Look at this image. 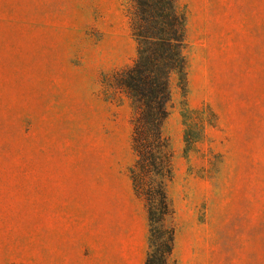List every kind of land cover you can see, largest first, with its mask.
Masks as SVG:
<instances>
[{"label":"rangeland","instance_id":"obj_1","mask_svg":"<svg viewBox=\"0 0 264 264\" xmlns=\"http://www.w3.org/2000/svg\"><path fill=\"white\" fill-rule=\"evenodd\" d=\"M180 3L171 261L264 264V0ZM135 57L119 0H0V264H144L133 110L101 94Z\"/></svg>","mask_w":264,"mask_h":264},{"label":"trees","instance_id":"obj_2","mask_svg":"<svg viewBox=\"0 0 264 264\" xmlns=\"http://www.w3.org/2000/svg\"><path fill=\"white\" fill-rule=\"evenodd\" d=\"M136 42L133 63L101 81L107 100L125 97L131 104V146L136 160L129 169L133 192L144 201L149 220V248L144 264H173L174 213L167 192L173 176V152L164 133L172 98L171 78L187 83L188 10L180 0H119Z\"/></svg>","mask_w":264,"mask_h":264},{"label":"crops","instance_id":"obj_3","mask_svg":"<svg viewBox=\"0 0 264 264\" xmlns=\"http://www.w3.org/2000/svg\"><path fill=\"white\" fill-rule=\"evenodd\" d=\"M133 189V188H132ZM134 194V193H133ZM135 195V194H134ZM136 196V195H135ZM147 217H148V215H147ZM149 221V220H148Z\"/></svg>","mask_w":264,"mask_h":264}]
</instances>
